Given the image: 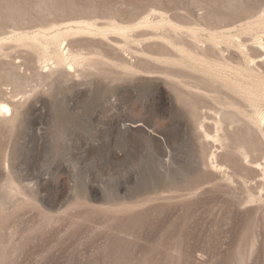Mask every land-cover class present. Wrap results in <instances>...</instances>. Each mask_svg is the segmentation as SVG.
I'll list each match as a JSON object with an SVG mask.
<instances>
[{"label": "rangeland", "instance_id": "374dc122", "mask_svg": "<svg viewBox=\"0 0 264 264\" xmlns=\"http://www.w3.org/2000/svg\"><path fill=\"white\" fill-rule=\"evenodd\" d=\"M2 104L0 264H264V0H0Z\"/></svg>", "mask_w": 264, "mask_h": 264}, {"label": "bare ground", "instance_id": "6f19581e", "mask_svg": "<svg viewBox=\"0 0 264 264\" xmlns=\"http://www.w3.org/2000/svg\"><path fill=\"white\" fill-rule=\"evenodd\" d=\"M0 111L9 112L10 111V107L7 104H2V105H0Z\"/></svg>", "mask_w": 264, "mask_h": 264}]
</instances>
